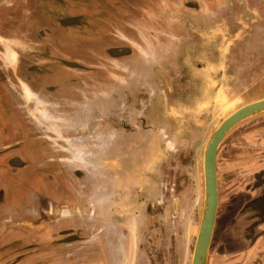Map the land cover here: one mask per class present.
I'll use <instances>...</instances> for the list:
<instances>
[{
  "label": "rangeland",
  "instance_id": "rangeland-1",
  "mask_svg": "<svg viewBox=\"0 0 264 264\" xmlns=\"http://www.w3.org/2000/svg\"><path fill=\"white\" fill-rule=\"evenodd\" d=\"M3 1L0 146L56 147L64 129L81 132L70 142L76 152L107 156L114 180L119 172L129 185L143 180L140 200L155 194L157 211L169 208L160 223L186 233L191 264L204 211L205 146L225 118L264 97V0ZM256 125L264 118L236 126L218 150L207 264H233L221 257L245 247L264 222V172L254 177L264 135L252 141ZM3 154L0 185H10L21 164ZM256 190L262 197H253ZM24 197L0 193V217L24 207ZM31 232L19 226L1 236L0 264H76L56 238L28 248ZM114 241L96 250L111 255L108 264L116 262Z\"/></svg>",
  "mask_w": 264,
  "mask_h": 264
},
{
  "label": "crops",
  "instance_id": "crops-1",
  "mask_svg": "<svg viewBox=\"0 0 264 264\" xmlns=\"http://www.w3.org/2000/svg\"><path fill=\"white\" fill-rule=\"evenodd\" d=\"M33 101L35 99L29 100L30 103ZM262 115L256 118L263 119ZM262 130L264 126H255L253 142L258 143L257 137L264 135ZM80 134L66 128L60 133L64 143H58L56 147L47 145L48 148L32 145L25 152L0 146L7 162L21 164L20 171L13 175L16 179L10 185H0V193L4 195L14 189L25 192L29 197L23 198L26 204L16 209L14 214L0 217V239L6 231L23 226L32 231L28 248H35L40 241L48 242L50 237L56 238L51 241L69 246L66 258L76 264H108L111 255L107 257L105 252L96 250L104 251L106 244L113 240L118 244L114 264H185L191 257L186 233L184 236L173 234L174 228L160 223L169 208L157 211L159 200L155 194L147 201L140 200L145 199L144 194L139 196L138 191L140 186L144 187L143 180L129 185L123 181L126 176L120 172L116 173L117 180H114L113 160L107 156L90 158V149H83L88 153L76 152L78 147L70 142L74 141L73 136ZM262 146L264 148V142ZM25 154L35 156L36 163L29 166ZM258 164L255 178L264 172V159ZM120 165L121 168L125 166ZM35 179L40 181L37 187ZM260 193L256 190L253 197H262ZM256 230L255 238L245 242V247L234 250L229 258L224 256L221 259L233 264H246L248 261L249 264H264V222ZM87 256L89 260H86ZM17 263L18 260L13 264Z\"/></svg>",
  "mask_w": 264,
  "mask_h": 264
},
{
  "label": "water",
  "instance_id": "water-1",
  "mask_svg": "<svg viewBox=\"0 0 264 264\" xmlns=\"http://www.w3.org/2000/svg\"><path fill=\"white\" fill-rule=\"evenodd\" d=\"M261 114H264V98L242 106L221 122L205 146L203 153L204 204L208 208L205 213L203 211L191 264H207L219 202L217 154L220 145L236 126Z\"/></svg>",
  "mask_w": 264,
  "mask_h": 264
},
{
  "label": "bare ground",
  "instance_id": "bare-ground-1",
  "mask_svg": "<svg viewBox=\"0 0 264 264\" xmlns=\"http://www.w3.org/2000/svg\"><path fill=\"white\" fill-rule=\"evenodd\" d=\"M207 208H208V206H206V204H204V213H205V210H207Z\"/></svg>",
  "mask_w": 264,
  "mask_h": 264
},
{
  "label": "trees",
  "instance_id": "trees-1",
  "mask_svg": "<svg viewBox=\"0 0 264 264\" xmlns=\"http://www.w3.org/2000/svg\"><path fill=\"white\" fill-rule=\"evenodd\" d=\"M264 217V216H263ZM263 221V220H262Z\"/></svg>",
  "mask_w": 264,
  "mask_h": 264
}]
</instances>
